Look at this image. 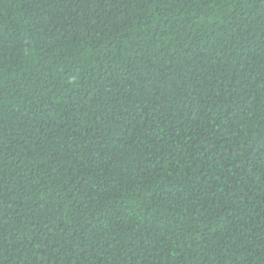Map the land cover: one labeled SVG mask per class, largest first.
Instances as JSON below:
<instances>
[{
    "label": "trees",
    "instance_id": "1",
    "mask_svg": "<svg viewBox=\"0 0 264 264\" xmlns=\"http://www.w3.org/2000/svg\"><path fill=\"white\" fill-rule=\"evenodd\" d=\"M0 264H264V0H0Z\"/></svg>",
    "mask_w": 264,
    "mask_h": 264
}]
</instances>
